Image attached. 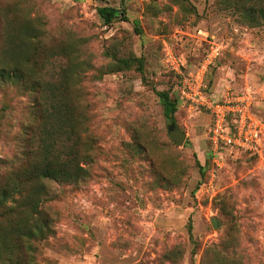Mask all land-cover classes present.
I'll return each instance as SVG.
<instances>
[{
    "label": "rangeland",
    "instance_id": "rangeland-1",
    "mask_svg": "<svg viewBox=\"0 0 264 264\" xmlns=\"http://www.w3.org/2000/svg\"><path fill=\"white\" fill-rule=\"evenodd\" d=\"M223 1L0 0V49L10 21L17 39L26 24L87 65L77 92L90 123L89 175L43 181L53 233L33 243L35 264H264V152L213 153L208 114L180 100L173 121L186 139L177 146L153 91L178 98L179 73L194 72L214 42L206 94L250 87L264 122V11L246 16ZM99 7L126 18L104 25ZM27 105L0 92V180L19 164Z\"/></svg>",
    "mask_w": 264,
    "mask_h": 264
},
{
    "label": "trees",
    "instance_id": "trees-1",
    "mask_svg": "<svg viewBox=\"0 0 264 264\" xmlns=\"http://www.w3.org/2000/svg\"><path fill=\"white\" fill-rule=\"evenodd\" d=\"M223 4L246 16L253 7L261 15L264 11V0H224ZM97 14L104 25L126 18L123 10L112 7H99ZM134 26L139 30L138 21ZM4 28L11 33L4 35L0 49V92L13 89L26 97L28 105L20 127L19 164L5 170L0 180V264H35L33 243L53 233L51 218L40 209L46 194L43 181L77 184L89 175L90 123L77 92L87 65L62 45L46 46L34 27L22 25L26 34L18 39L12 22L5 21ZM153 91L164 116L174 122L179 99L171 98L168 91Z\"/></svg>",
    "mask_w": 264,
    "mask_h": 264
},
{
    "label": "built area",
    "instance_id": "built-area-1",
    "mask_svg": "<svg viewBox=\"0 0 264 264\" xmlns=\"http://www.w3.org/2000/svg\"><path fill=\"white\" fill-rule=\"evenodd\" d=\"M209 44V52L194 72L186 75L179 73L178 98L182 104L208 114L210 126L207 139L213 153L229 150L261 157L264 152V122L255 113V91L245 87L220 99L209 97L205 92L206 72L220 52L216 43Z\"/></svg>",
    "mask_w": 264,
    "mask_h": 264
},
{
    "label": "water",
    "instance_id": "water-1",
    "mask_svg": "<svg viewBox=\"0 0 264 264\" xmlns=\"http://www.w3.org/2000/svg\"><path fill=\"white\" fill-rule=\"evenodd\" d=\"M168 136L170 140L177 146H182L186 139V135L180 131L175 122H172V124L169 126Z\"/></svg>",
    "mask_w": 264,
    "mask_h": 264
}]
</instances>
